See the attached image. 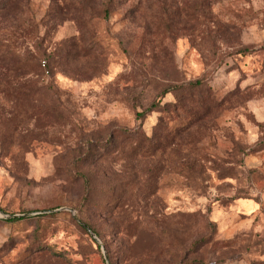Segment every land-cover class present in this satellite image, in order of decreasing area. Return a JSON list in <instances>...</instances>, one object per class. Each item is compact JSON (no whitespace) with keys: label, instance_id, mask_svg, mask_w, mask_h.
<instances>
[{"label":"rangeland","instance_id":"1","mask_svg":"<svg viewBox=\"0 0 264 264\" xmlns=\"http://www.w3.org/2000/svg\"><path fill=\"white\" fill-rule=\"evenodd\" d=\"M65 1L0 0V264H264V0Z\"/></svg>","mask_w":264,"mask_h":264},{"label":"trees","instance_id":"2","mask_svg":"<svg viewBox=\"0 0 264 264\" xmlns=\"http://www.w3.org/2000/svg\"><path fill=\"white\" fill-rule=\"evenodd\" d=\"M112 1L113 0H103L102 2V12L104 14L105 17H108L109 14H110V11H111V6H112ZM65 4L67 6V8L72 11L73 13L75 14H81L83 12H86L88 10V5L87 3H85L83 0H66L65 1ZM16 64V66H21V63L20 61L17 59L15 60V63L11 64L10 62L9 63H6L5 67H10V66H14ZM34 68H35V71L38 70L39 68H41V63L36 62L34 63ZM16 68V67H15ZM38 68V69H37ZM45 68H43L44 70ZM189 85H194L193 82H190ZM182 86L180 85H175V86H172V87H169L166 92H169V90L173 89V88H180ZM156 106V103H152L150 105V107L146 110V111H143V112H138L137 114V117L138 118H141L143 116H145V114L149 111H152V109H154V107ZM24 218H12L10 219V221H15V220H22Z\"/></svg>","mask_w":264,"mask_h":264},{"label":"water","instance_id":"3","mask_svg":"<svg viewBox=\"0 0 264 264\" xmlns=\"http://www.w3.org/2000/svg\"><path fill=\"white\" fill-rule=\"evenodd\" d=\"M51 211H53V210H50V211H48V212H51ZM33 213H26V214H23V215H14V216H29V215H32ZM89 231L93 234V232L89 229ZM94 235V234H93ZM95 238H97V237H95ZM105 258H106V261H108L107 260V256L105 255Z\"/></svg>","mask_w":264,"mask_h":264}]
</instances>
